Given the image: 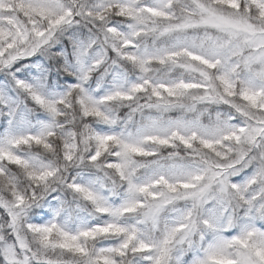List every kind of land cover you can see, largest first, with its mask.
Returning <instances> with one entry per match:
<instances>
[{"label":"snow or ice","instance_id":"1","mask_svg":"<svg viewBox=\"0 0 264 264\" xmlns=\"http://www.w3.org/2000/svg\"><path fill=\"white\" fill-rule=\"evenodd\" d=\"M0 264H264V0H0Z\"/></svg>","mask_w":264,"mask_h":264}]
</instances>
